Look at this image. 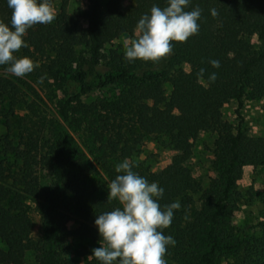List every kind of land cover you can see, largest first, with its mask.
I'll return each mask as SVG.
<instances>
[{
  "label": "trees",
  "instance_id": "1",
  "mask_svg": "<svg viewBox=\"0 0 264 264\" xmlns=\"http://www.w3.org/2000/svg\"><path fill=\"white\" fill-rule=\"evenodd\" d=\"M86 1L84 33L76 29L77 17L66 13V0H59L53 23L28 30L24 38L28 47L15 55L44 58L32 73L20 78L6 70L8 65H0V116L4 100L8 113L19 105L22 109L15 142L9 129L0 134V264H22L30 251L36 264H101L84 242L103 243L95 220L120 207L118 201H108L107 186L121 174L115 171V162L133 153L130 140L137 130L162 136L163 146L174 151L170 162L155 172L131 163L135 173L164 190L158 201L161 207L176 201L181 205L164 230L176 242L168 247L167 264H220V259L232 264V258L238 264H264V176L258 197L260 235L237 238L229 233L238 194L235 168L264 167V143L249 136L241 123L232 127L220 120V108L227 101L233 99L240 106L242 99L264 94V0H190L186 11L201 9L199 33L185 43L173 42V53L159 64L129 62L125 51L103 52V47L121 34L129 35L143 15L150 14L154 5L166 7L167 0H130L127 13L123 0ZM211 9H216V17ZM11 14L7 0H0V21L10 26ZM251 30L257 48L246 39ZM229 53H241L243 58L235 62ZM211 60L220 66L214 68ZM212 73L230 75L231 82L205 87L201 82ZM48 79L78 86L61 100L60 122L47 121L33 85ZM165 82L167 99L161 86ZM92 86L116 90L93 102L82 101L80 95ZM160 103L164 110L154 111L152 107ZM176 107L180 111L173 113ZM208 128L215 132L214 175L201 192L198 211L189 213L188 191L196 182L182 164L190 154L191 140ZM67 129L80 132V143ZM9 154L11 162L6 159ZM96 166L104 179L95 178ZM44 168L50 175L43 184L39 171ZM27 200L38 203L40 239L29 235ZM72 247L88 259L78 263L71 257Z\"/></svg>",
  "mask_w": 264,
  "mask_h": 264
},
{
  "label": "clouds",
  "instance_id": "2",
  "mask_svg": "<svg viewBox=\"0 0 264 264\" xmlns=\"http://www.w3.org/2000/svg\"><path fill=\"white\" fill-rule=\"evenodd\" d=\"M190 0H167L164 8L153 6L150 14L143 15L136 26L137 38L125 51L129 62L141 60L159 64L173 53V42L185 43L199 33V7L186 11ZM12 10L10 26L0 21V65H8L7 71L23 78L39 67L28 57L18 58L15 53L28 47L25 36L35 25H49L57 17L50 0H7ZM211 15H218L211 9ZM218 68L219 61L211 60ZM204 69L199 75L203 76ZM209 75V82L216 80ZM127 159L119 163L115 171L121 173L108 184V201H118L120 207L97 216L95 225L103 243L92 250L101 264H167L165 255L175 240L165 235L171 226L174 210L179 201L161 207L158 203L163 189L156 182L149 183L133 170ZM188 219L187 216L184 217Z\"/></svg>",
  "mask_w": 264,
  "mask_h": 264
},
{
  "label": "rangeland",
  "instance_id": "3",
  "mask_svg": "<svg viewBox=\"0 0 264 264\" xmlns=\"http://www.w3.org/2000/svg\"><path fill=\"white\" fill-rule=\"evenodd\" d=\"M53 7L57 10L59 6V0L50 1ZM123 12L127 13L131 7L130 0L122 1ZM88 8V2L86 0H66L65 10L66 13L77 17V31L79 33L85 32L86 23L83 19V13ZM137 38L136 27L132 32L128 34H121L119 37L104 45L103 52L108 49H118L126 51L130 47L131 41ZM247 41L253 48L259 46L254 31H249L246 36ZM82 48L80 47L79 50ZM235 62H239L243 58L241 53H229L228 54ZM35 63H44L45 60L42 56H37L32 59ZM179 67L187 69L183 64ZM3 71H0L2 73ZM214 82L221 84H229L231 82L230 75H216ZM29 78V76H26ZM205 87H208L211 82L208 79L201 82ZM38 95L41 98V112L45 115L47 121L60 122L58 114V108L61 104V100L64 98L65 93L71 94L78 90L77 85H63L58 84L52 79L48 80H35L33 83ZM163 96L167 99L169 93V84L162 83ZM116 89L111 86L97 87L92 86L87 92L82 93L80 98L84 102H93L98 98L108 95L110 92H114ZM8 104L6 100L3 102V112L0 116V134H5L9 129V137L13 142L16 139V123L17 117L21 114L22 109L17 106L14 109V113L7 112ZM154 111L164 110L162 104H157L152 107ZM179 107L174 108L173 113H178ZM220 120L230 124L232 127L238 123L246 129L249 136L254 137L259 143H264V94L257 99H242L241 105L238 106L237 102L233 99L224 103L220 108ZM67 131L71 134L75 142L80 143V132H72L70 129ZM215 138V132L213 129L208 128L206 130H200L196 136L191 140L190 154L183 162L182 167L186 174L190 175L196 182V187L188 191L190 197V211L196 213L200 205V196L202 190L206 187L210 177L214 175L211 167L213 154V141ZM163 137L153 134H145L137 130L135 136L131 138V143L134 146L133 153L127 158L132 164L145 167L147 170L155 172L160 170L166 164H168L174 154V151L163 146ZM6 159L11 162L14 158L12 154L7 155ZM125 159H119L115 163H122ZM40 178L44 183L48 182L50 172L44 168L39 171ZM95 178L104 179V175L101 170L96 166L94 172ZM264 176L263 166H237L235 168L236 178V191L237 197L234 201V209L230 216V223L232 229L230 234L242 238L244 236L260 235L259 228L257 227L258 221L261 216V203L259 202V193L262 190V182ZM27 211L31 219L30 237L33 239H40L42 237V216L38 211V203L33 200H27ZM87 245V249L92 255V250L100 247L99 244L90 245V241L84 242ZM89 246V247H88ZM71 257L76 259L78 263H82L88 259V256H78L79 248L72 247ZM76 254V255H75ZM232 264H238L233 258L230 259ZM226 261L219 260L220 264H225ZM10 264V263H9ZM22 264H36L35 254L30 251L27 252L22 260Z\"/></svg>",
  "mask_w": 264,
  "mask_h": 264
}]
</instances>
